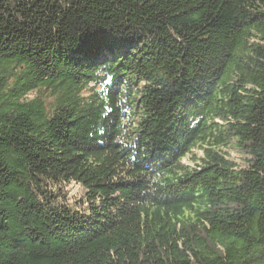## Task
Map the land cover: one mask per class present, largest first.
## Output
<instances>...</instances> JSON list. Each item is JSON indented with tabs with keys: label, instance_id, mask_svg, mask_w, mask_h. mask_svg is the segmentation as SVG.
Instances as JSON below:
<instances>
[{
	"label": "trees",
	"instance_id": "obj_1",
	"mask_svg": "<svg viewBox=\"0 0 264 264\" xmlns=\"http://www.w3.org/2000/svg\"><path fill=\"white\" fill-rule=\"evenodd\" d=\"M0 264H264V0H0Z\"/></svg>",
	"mask_w": 264,
	"mask_h": 264
},
{
	"label": "rangeland",
	"instance_id": "obj_2",
	"mask_svg": "<svg viewBox=\"0 0 264 264\" xmlns=\"http://www.w3.org/2000/svg\"><path fill=\"white\" fill-rule=\"evenodd\" d=\"M233 155L236 156V153H233ZM67 188L71 200L80 197L81 194L83 193V187L76 182H72L70 185L67 186Z\"/></svg>",
	"mask_w": 264,
	"mask_h": 264
}]
</instances>
